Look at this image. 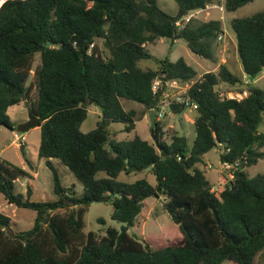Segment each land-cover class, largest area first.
Here are the masks:
<instances>
[{
    "label": "trees",
    "instance_id": "16d2710c",
    "mask_svg": "<svg viewBox=\"0 0 264 264\" xmlns=\"http://www.w3.org/2000/svg\"><path fill=\"white\" fill-rule=\"evenodd\" d=\"M210 1L175 0L174 15L157 0L1 2L0 124L12 123L8 109L20 102L39 118L37 153L52 171L57 198L31 199L29 184L26 194L14 191L16 179L32 174L0 157L4 198L35 211L32 226L15 231L10 216L0 210V264H253L255 255L264 253V172L246 171L264 157V131L258 128L264 89L245 82L224 62L201 74L182 56H155L156 67L140 64L153 57L148 43L176 37L192 52L215 61L221 20L189 14ZM250 1L222 3L226 11H234ZM228 28L243 73L254 77L262 72L264 8L231 17ZM156 78L162 85L170 79L190 83L184 94L197 103L191 142L174 127L165 132L157 111L149 129L160 148L137 131L117 138L109 128L111 122L121 123L120 131L135 127V110L125 108L123 99L143 104L146 111L159 104L152 88ZM243 90L247 92L240 98L226 94ZM91 103L100 108L99 119L82 131ZM168 106L172 112L187 108L174 100ZM213 147L221 161L236 163L233 178L219 192L204 170V153ZM52 157L82 183L81 196L65 200ZM143 169L154 174L155 183L145 176L117 178ZM104 195L112 199L111 217L121 227L84 231L88 205ZM148 196L164 197L162 206L177 230L142 238L128 231L139 223Z\"/></svg>",
    "mask_w": 264,
    "mask_h": 264
},
{
    "label": "rangeland",
    "instance_id": "374dc122",
    "mask_svg": "<svg viewBox=\"0 0 264 264\" xmlns=\"http://www.w3.org/2000/svg\"><path fill=\"white\" fill-rule=\"evenodd\" d=\"M159 6H161L168 13L174 15L177 10V4L175 0H157ZM264 8L262 0H252L240 8H238L234 14L241 16L247 15L255 10ZM213 14L215 16L219 15V11L214 9ZM228 16L227 12L224 14ZM227 30L230 32L229 28ZM226 57L228 58L227 64L230 70L240 75L243 73L241 64L239 60L237 61L234 54L233 43L231 39L226 37ZM148 50L153 54V57L147 59H141L140 64L144 65L148 63L151 67H156L157 61L156 57H168L170 60H175L179 56H182L187 63L192 65L197 72H203L206 69L213 68L214 65L218 63V59L215 61L202 57L194 52H192L185 40L183 38H177L173 42L171 38H166L163 41H158L155 43H148ZM224 54V53H223ZM220 56V54H219ZM38 58V54H37ZM238 59V58H237ZM217 68V67H216ZM215 68V69H216ZM32 78V75H31ZM243 78V76H242ZM249 83L257 85L264 89V71L260 72L254 77L245 76L244 77ZM182 84V83H180ZM220 85V84H219ZM223 85V84H222ZM159 87H163L162 84ZM180 90L179 88L173 89L174 92ZM173 92V93H174ZM34 94V91L31 92ZM234 94V92H231ZM123 105L125 108H133L135 110V130L141 134L143 137L151 138L150 124L148 118V112L143 104L130 100L123 99ZM164 111L162 116H160V123L164 127L165 132H169L171 127L178 128L181 134L187 136L188 141H192L195 136V128L193 116L196 113L193 108H187L180 112H172L167 104L162 107ZM28 107L26 103L20 102L9 107L8 113L12 125L20 123L19 116H25L27 119ZM183 112L187 113L184 114ZM100 108L95 104H89L87 107V116L80 124V129L82 131H87L94 127L96 121L99 119ZM171 125V126H170ZM174 125V126H172ZM122 127L119 122H111L109 128L111 130H116ZM259 130L264 131V114L262 121L258 125ZM23 134L21 139L15 138L14 133ZM132 132L118 131L116 132L117 138L126 137L132 135ZM167 133L165 137L168 138ZM40 131L37 125L30 126L25 131H19L14 129H9L7 126L0 124V157L5 158L17 165L30 170L31 174L36 171L35 176L29 175L25 177H20L14 182V191L22 192L26 194L27 184L31 187L30 198L35 200H48L57 198V194L53 191V175L50 167L45 163L44 157H39L37 153V148L39 144ZM264 150V145L261 147ZM218 148L213 147L206 153H204V166L205 174L207 178L212 182V187L216 192H219L224 186L225 181L228 179L227 169L221 166V160L219 158ZM57 172L59 175L60 183L64 187V191L67 195L66 201L70 202V197H79L83 192L82 183L75 178L70 169L62 163L57 157L51 158ZM30 163V164H29ZM210 164V166H209ZM244 165V164H243ZM246 171L249 175L256 174L258 172H264V157L257 160V162L246 166ZM98 175H105L104 171H99ZM145 176L151 183H155V176L148 169H143L140 171H133L129 175L124 172L119 173L118 179L121 180H134L138 177ZM164 197L148 196L145 198V203L142 207V212L139 215V223L134 226H130L128 231L135 234L138 238H142L151 235H162L165 233H172L173 229H178L177 224L171 219L169 213L162 206V201ZM112 199L107 198L105 200H93L87 207L84 213V231L94 230L97 233L105 232L107 226H115L116 228L121 227V222L113 219L111 217L112 211ZM0 210L9 215L11 218V225L15 231L25 230L32 226L35 211L32 208L17 206L14 203L7 202L4 198L3 193L0 191ZM98 217H102L103 221H99ZM164 232V233H163ZM236 263L232 260H224L220 264H232ZM253 264H264V253L258 252L253 260Z\"/></svg>",
    "mask_w": 264,
    "mask_h": 264
},
{
    "label": "crops",
    "instance_id": "0c3cea01",
    "mask_svg": "<svg viewBox=\"0 0 264 264\" xmlns=\"http://www.w3.org/2000/svg\"><path fill=\"white\" fill-rule=\"evenodd\" d=\"M262 3L264 4V0H262ZM244 5V4H243ZM242 5V6H243ZM220 6H222V8H220ZM241 7V6H240ZM239 7V8H240ZM214 9H217L218 11H219V15L218 16H215L214 14H213V11H214ZM238 9V8H237ZM236 9V10H237ZM236 10H234V11H226L225 9H224V7H223V3H222V0H211L205 7H203V8H199V9H196V10H194V11H192L191 13H189L190 15H194V16H197V17H199V18H201V19H210V18H219L220 20H221V22H222V26H223V31H222V37L220 38V39H217V47H216V59H218V63L216 64V65H214L213 66V68H211V69H206V70H204V71H207V70H215V68L218 66V64L220 63V62H224V63H226L227 64V60H228V58L226 57V42H227V39H226V37L228 36L230 39H231V42L233 43V50H234V54H235V58H236V60L238 61V56H237V52H236V46H235V40H234V36H233V34L232 33H229V31L227 30V28H228V20L231 18V17H233V16H238V15H235L234 14V12L236 11ZM227 12V14H228V16L226 17L224 14ZM231 32V31H230ZM178 37H176V38H172V40H173V42L174 41H176V39H177ZM163 40H165V39H163V38H159L156 42H158V41H163ZM152 43H155V42H152ZM150 44V43H149ZM146 46H148V44L146 45ZM224 53V54H223ZM219 54H220V56H219ZM153 55V54H152ZM228 65V64H227ZM142 66H149L148 65V63H146V64H144V65H142ZM264 71V70H263ZM198 74H201V72H199ZM241 76H243V80H245V76H248V74H246V73H242L241 74ZM249 82V81H248ZM163 88V87H162ZM161 98V96L159 97V99ZM187 109V108H186ZM148 112V111H147ZM184 114H187V113H185V112H183ZM19 121L21 122V121H24L26 118H25V116L23 117V116H19ZM171 126V125H170ZM172 126H174V125H172ZM121 127H119L118 129H116L115 131H120L119 129H120ZM175 128V127H174ZM177 131H178V133H180L179 131L180 130H178V128H175ZM133 131V133L134 132H136V130H135V127H134V129H132L131 131H129V133L130 132H132ZM125 132V131H124ZM128 133V132H127ZM132 133V134H133ZM131 136V135H130ZM126 137H129L128 136V134H127V136ZM191 142V141H190ZM203 158H204V156H203ZM35 173H36V171L35 172H33V175L35 176ZM209 179V178H208ZM209 181H210V179H209ZM211 182V181H210Z\"/></svg>",
    "mask_w": 264,
    "mask_h": 264
},
{
    "label": "built area",
    "instance_id": "2783aa9c",
    "mask_svg": "<svg viewBox=\"0 0 264 264\" xmlns=\"http://www.w3.org/2000/svg\"><path fill=\"white\" fill-rule=\"evenodd\" d=\"M220 8H222V6H220ZM176 24H179L180 21L176 20L175 21ZM222 37V32H220L217 36L218 39H220ZM93 43H90V47L92 46ZM245 82H247V80H244ZM161 84V79L156 78L153 83H152V88L154 91H159L161 89V98L159 99V104H158V114L157 117L159 118L160 116H162L163 114V110H162V106L164 104L169 105L170 101H176L179 103H183L185 106H187V108H195L197 106L196 101H194L193 99H191L189 96H187L186 94H184V92L186 91V89L189 86V82H185L180 84V82H178L175 79H170V80H166L165 85H163V88L159 87V85ZM177 89L179 88L180 90H177L176 92L173 91V89ZM174 92V93H173ZM231 92H234V94H231ZM246 90H243L241 92H237V91H228L226 94L229 97H237L240 98L243 95L246 94ZM15 138H19L21 139L23 137V134L20 135L19 133H14ZM179 157V156H178ZM210 166V164H209ZM221 166L225 169H227V173H228V179L233 178V168L236 166V163H230L228 161H221Z\"/></svg>",
    "mask_w": 264,
    "mask_h": 264
},
{
    "label": "water",
    "instance_id": "95a60500",
    "mask_svg": "<svg viewBox=\"0 0 264 264\" xmlns=\"http://www.w3.org/2000/svg\"><path fill=\"white\" fill-rule=\"evenodd\" d=\"M160 93H161V89L157 92V95L155 97V102L158 101ZM158 108H159L158 105H155L154 107H152L148 110L149 124L151 127L155 126V123H156L155 112L158 111ZM28 115H29V117L27 119H25L24 121H21L20 123L16 124L15 126L12 124H8L6 122H2L1 124L7 126L9 129L15 128L16 130H19L22 132L27 130L30 126H33V125L39 126V124H40L39 118L32 115L30 112H28ZM150 133H151V136L153 137L155 144L157 145L158 148H160L158 139H157L153 129H151ZM106 198H107V195H104L101 198H99V200H105ZM69 201H71V199Z\"/></svg>",
    "mask_w": 264,
    "mask_h": 264
},
{
    "label": "bare ground",
    "instance_id": "6f19581e",
    "mask_svg": "<svg viewBox=\"0 0 264 264\" xmlns=\"http://www.w3.org/2000/svg\"><path fill=\"white\" fill-rule=\"evenodd\" d=\"M2 0H0V4H1Z\"/></svg>",
    "mask_w": 264,
    "mask_h": 264
}]
</instances>
